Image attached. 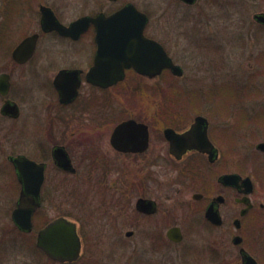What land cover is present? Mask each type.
Segmentation results:
<instances>
[{"label":"flooded vegetation","instance_id":"obj_1","mask_svg":"<svg viewBox=\"0 0 264 264\" xmlns=\"http://www.w3.org/2000/svg\"><path fill=\"white\" fill-rule=\"evenodd\" d=\"M108 1L115 5L119 0ZM253 1L257 10L251 18L254 36L257 39L261 33H264V0ZM174 2L178 7L202 6L206 10L204 17L208 20L223 17L229 7L234 6L228 7V3L222 0H193L191 2L174 0ZM242 2L244 1L237 0L238 8L241 7ZM129 3L147 17L143 35L163 47L172 62L181 68V76H175L170 69L165 68L158 75L150 78L143 75V70L139 72L134 67H129L123 70V77L117 83L108 87L96 86L87 80V73L94 66L98 48L95 41V25L90 23L76 39L62 35L55 30L43 31L41 28V6L50 8L57 20L64 26H68L83 16L95 17L99 14L109 16ZM164 18L165 15H162L160 19ZM150 21L151 15L140 5L131 1L110 6L96 13L83 14L68 23L63 22L52 7L39 4L36 29L29 34H23L20 39L10 45L11 47L9 46L6 54L7 56L9 54L13 65L30 66L33 75L38 77L37 80L34 79L33 89L35 91H32V95L36 94L39 98L44 94L49 103L42 110L47 118L46 142L38 141L35 152L33 151L32 154L20 152L8 154L5 163H0V264H82L87 233L83 238L84 225L68 214L69 201L73 202L70 205L75 204V208L79 210L84 208L85 202H90V197L96 195L100 199H107V203L121 213L131 208L132 200L129 194L132 191L136 194L133 203L134 217L139 220L153 221L154 225L153 228L144 232L140 231L141 227L138 230H127L124 233L126 240L139 232L142 242L144 235L145 240L149 241L155 250H163L169 245L182 243L175 263L188 264L197 259L198 254L201 253L195 243H184L190 232L192 236H203L202 239L207 245L205 253L208 262H222L232 253L238 264H244L245 256L251 257L256 264H264V166L259 167L257 173L245 174L242 168L244 157L228 152V146L233 137L232 132L236 128L233 125H222V122L226 120L227 112L230 111L208 108L206 104H211V95L205 91L174 93L172 100L165 99L174 108L156 107L149 112L148 117L152 123H148L143 117V108L136 115L132 113L134 110L131 106L128 110L116 103L117 100L120 102L121 94L129 96L128 101L131 102V96L138 93L143 102V81L156 83L161 79L167 82L183 78L185 69L170 54L168 41L149 33ZM174 26L173 36L175 39L182 38L184 35L182 25L176 22ZM31 35H37L33 52L27 61L17 63L11 56L12 51L24 38ZM46 37L53 39L54 42L44 44ZM211 37H206L204 40L206 44L202 48L206 51L205 53L207 54L211 46L222 51L224 43ZM40 56L45 59L46 64L54 68L52 72L45 70L44 76L38 70ZM255 60L264 64V50L256 55ZM61 71L75 72L79 78L77 93L67 102L61 101L60 94L54 85V80ZM2 73L9 75V90L6 96L0 95L3 100L0 109L5 102L10 101L17 104L19 115L17 118H12L0 113V117L18 120L21 115V106L15 98L16 86L9 72H0ZM76 80L73 76L63 79L66 85L71 86ZM225 84L227 83L220 85ZM115 90L120 92L111 93ZM151 97L159 98L160 95L152 94ZM155 100L157 102L160 99ZM116 109L118 111H115ZM239 111L248 117H253L252 121L256 122V125L261 123L256 117L264 116V107L252 114L244 108ZM82 117H88L84 121L90 125H83ZM197 117L205 119L201 128H204L210 143L209 150L190 149L182 153L180 158H176L169 151V141L165 131L172 129L177 134L184 133ZM212 117L218 119L217 123L213 124ZM127 120L147 126L148 142L144 150L143 147H136L134 151L117 149L111 143L110 138L115 127ZM104 127L107 131L109 130V135L107 146L101 149L100 144L102 143L93 137V134H98ZM37 128L38 126L34 128L35 135L38 133ZM261 135L264 136L262 133ZM261 142L264 140L255 144V157L244 158L245 162L253 161V159L256 161L258 160L256 156L259 155L264 156V152L256 149L257 144ZM9 156H24L38 164H44L43 180L37 192L35 182L28 184L31 186L30 190L24 189V184L20 181L21 176L8 159ZM123 163L129 165L135 163L136 168H129L124 174L122 171L125 169L118 166ZM143 164L176 167L174 184L179 186L183 192L190 191V196L185 201L177 203L176 212L173 210V205L165 208L159 200L152 198L149 185H158L160 181L157 173L152 170L143 174ZM229 164L232 165L229 167ZM261 164L264 165V162ZM115 171L118 172V176L104 183L105 178ZM232 174L239 176L238 180H234V184L223 181L225 175ZM27 176L36 177L33 173ZM246 177L251 180V191H247L248 188L243 183ZM5 179L9 182H4ZM89 185L94 186V189H89ZM180 189L176 192H180ZM22 197L26 198L21 199ZM143 200H145L144 209ZM20 204L24 211H30V229H22L14 219V212ZM179 217L187 218V223L183 225ZM59 218L70 220L77 227L80 251L78 257L71 261L54 259L37 246L39 232ZM21 219L24 220V217L22 216ZM173 229H175L174 236L179 240L169 237L168 234ZM141 245L143 251V244ZM202 259L205 260L204 257Z\"/></svg>","mask_w":264,"mask_h":264},{"label":"rangeland","instance_id":"obj_2","mask_svg":"<svg viewBox=\"0 0 264 264\" xmlns=\"http://www.w3.org/2000/svg\"><path fill=\"white\" fill-rule=\"evenodd\" d=\"M126 1L140 5L151 15L148 26L149 33L163 37L168 41L170 54L184 67L185 71L180 80L165 82V79H161L156 83L143 81V102H141V95L138 93L131 96V102L128 101L129 96L121 94L120 102L117 100L116 103L121 108H128V110L131 106L134 110L132 113L136 115L143 108V117L148 123H152L148 117L149 112L156 107L174 108L169 105V101H166L172 100L174 93L199 91L211 93V104H206L207 107L225 109L226 112L229 110L231 113L227 112L228 117L222 122V125H233L236 128L232 132L233 137L228 146V152L248 159L254 158L255 144L264 140V136L261 135V133L264 134V125L262 123L256 125V122L252 121L253 117L242 118V112L239 110L244 108L252 114L264 107V64L255 60L256 55L264 50V33L255 39L251 18L257 10L255 2L243 0L244 2L240 4L241 7L238 8L237 0H222L228 3V7L234 6L229 7L223 17L208 20L204 17L206 10L200 5L196 8L178 7L174 0H119L115 5ZM39 4L52 7L63 22L67 23L83 14L96 13L115 6L108 0H0V72L11 74L12 82L16 86L15 98L18 99L16 101L21 106V115L18 120L0 117V163L2 164L5 163L8 154L19 152L32 154L33 151L35 152L38 141L46 142L47 140L45 126L47 118L42 110L49 101L44 94L39 98L36 94L32 95V91H35L33 89L35 87L34 79L37 80L38 77L33 75L30 66H14L9 54L8 56L6 54L9 46L20 39L23 34H29L36 29ZM208 12L211 13V11ZM162 15H165L164 19H160ZM176 22L182 25V34L184 35L180 39H175L173 36ZM209 36L224 43L222 51L211 46V50L207 51V54L211 56H208L202 48L206 44L205 38ZM53 42L54 40L51 38L44 39V44ZM41 56L38 58L40 61L38 70L44 76L45 70L52 72L54 68L46 64L45 59ZM222 83L227 84L220 85ZM115 92L119 93L120 91L115 90L111 93ZM152 94H159L160 97H151ZM155 99L160 100L156 102ZM2 102L3 100L0 98V106ZM84 119L86 120L88 117L82 119V124L90 125ZM241 119L243 120L239 123L238 121ZM212 120L215 124L218 119L212 117ZM35 126H38L36 135L34 133ZM108 135L109 130L107 131L106 127L98 134H93V137L102 143L100 144L101 149L107 146ZM259 156H256L257 162L254 159L245 162L243 158L242 168L245 174L257 173L258 168L264 166L261 164L264 162V156ZM231 165L229 164V167ZM118 166L125 169L122 171L124 174L129 168H136L135 163L132 165L123 163ZM150 170L157 173L160 181L158 185H149L150 195L159 200L165 208L173 205V210L176 212L178 210L177 203L185 201L190 196V191L183 192L179 186L174 184L176 167L143 164V174ZM117 174L118 172L115 171L108 175L104 183L117 177ZM4 182L9 181L5 179ZM88 188L94 189V186L89 185ZM177 189H180V192H176ZM129 196L132 200L131 208L121 213L117 208L108 204L107 199H100L96 195L90 197V202H85L84 208L79 210L75 208V204L70 205L73 202L69 201L68 214L84 225L83 238L87 233V244L84 245L85 251L81 263L179 264L175 263V260L182 243L169 245L163 250H155L150 242L145 240L144 235L142 242L139 232H136L137 234L135 233L130 239H125L124 233L127 230H138L141 227L140 231L144 232L153 228L154 225L153 221L139 220L134 217L133 203L136 194L132 191ZM179 220L183 225L187 223V218L179 217ZM202 238L203 236H192L188 232L184 243H195L197 249L201 250L197 259L188 264H238L232 253L222 262H208L205 253L207 245ZM113 241L118 242L114 243ZM141 244H143V251ZM203 257L205 260L202 259Z\"/></svg>","mask_w":264,"mask_h":264},{"label":"water","instance_id":"obj_3","mask_svg":"<svg viewBox=\"0 0 264 264\" xmlns=\"http://www.w3.org/2000/svg\"><path fill=\"white\" fill-rule=\"evenodd\" d=\"M191 2L193 0H186ZM41 28L43 31L55 30L62 35L71 36L76 39L93 23L96 27L95 41L97 52L94 58V66L87 73V80L99 87L111 86L123 77L125 68L134 67L137 71L143 70V75L154 77L163 69H170L173 75L181 76L182 70L175 65L167 55L163 47L143 35L147 22L145 14L139 12L133 4H127L115 13L105 16L99 14L95 17L83 16L71 22L68 26L61 24L50 8L41 6ZM37 35L24 38L12 51V58L17 63H24L31 56ZM73 76L77 80L71 85H66L63 79ZM79 78L76 73L61 71L54 80L62 102L73 99L79 86ZM71 86V88H70ZM9 90V75L0 74V95L6 96ZM0 113L4 116L17 118L19 109L16 103L7 101L1 107ZM203 117H197L191 127L184 133L177 134L172 129L165 131L169 141V151L176 158H180L186 150L197 149L208 151L210 143L204 128ZM111 143L117 149L134 151L136 147L147 146L148 131L145 124L127 120L118 124L112 135ZM256 149L264 152V142L257 144ZM16 172L21 176L20 181L24 184L26 191L30 190L29 183L35 182V190L38 191L44 173V164H38L24 156H9ZM35 174V178H29L27 174ZM238 175H225L224 182L235 183ZM243 183L251 191L252 184L249 177L243 179ZM37 194V193H36ZM22 197L21 199H25ZM145 200H143L144 209ZM24 217V220L21 217ZM14 219L22 229H30V211L25 210L20 204L14 212ZM174 230L169 232V237L179 240L174 236ZM37 246L47 255L57 260H74L80 251V241L77 234L76 224L65 218H59L42 229L37 236ZM244 264H256L248 256L243 258Z\"/></svg>","mask_w":264,"mask_h":264},{"label":"trees","instance_id":"obj_4","mask_svg":"<svg viewBox=\"0 0 264 264\" xmlns=\"http://www.w3.org/2000/svg\"><path fill=\"white\" fill-rule=\"evenodd\" d=\"M226 90H228L227 87H226ZM235 93L237 94V92H235ZM210 94H211V93H210ZM227 94H229V93L227 92ZM229 96H230V94H229ZM231 97H232V95H231ZM221 101H225V100H221ZM221 101H220V102H221ZM246 116H247V115H245L244 113H242V115H241L242 118H246ZM256 119H257L258 121H260V122L262 123V125H264V116H262V117H259V116H258V117H256ZM242 120H243V119L239 120L238 122L241 123Z\"/></svg>","mask_w":264,"mask_h":264}]
</instances>
